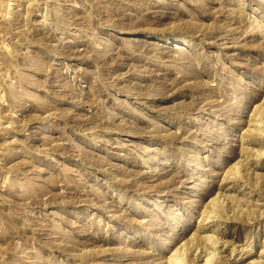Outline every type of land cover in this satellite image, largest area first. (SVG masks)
I'll return each instance as SVG.
<instances>
[{"label":"rangeland","instance_id":"1","mask_svg":"<svg viewBox=\"0 0 264 264\" xmlns=\"http://www.w3.org/2000/svg\"><path fill=\"white\" fill-rule=\"evenodd\" d=\"M258 103L264 0H0V264H264Z\"/></svg>","mask_w":264,"mask_h":264},{"label":"bare ground","instance_id":"2","mask_svg":"<svg viewBox=\"0 0 264 264\" xmlns=\"http://www.w3.org/2000/svg\"><path fill=\"white\" fill-rule=\"evenodd\" d=\"M177 26V25H176ZM172 28V27H171ZM172 47L173 48H182L183 46H182V42H176V43H174V44H172ZM253 116L250 118V120L248 121V124L249 125H251V126H257L258 124V122L260 121V120H263V118H264V112H263V106H262V103H258L255 107H254V109H253ZM261 156V155H260ZM259 163V162H258ZM180 246H178V248H179ZM201 249V248H200ZM199 249V250H200ZM232 249H233V247H232ZM231 249V250H232ZM248 250V249H247ZM176 251H177V248H175L174 250H173V254H171V256L170 257H168L169 259H168V261H169V264H190L192 261H186V262H182L181 263V261H177V258H176V255H175V253H176ZM201 251V250H200ZM200 251H198L197 253H196V257L198 258V256H199V253H200ZM212 252V251H211ZM210 253V252H209ZM201 255V254H200ZM196 260V259H195ZM167 261V262H168ZM221 261V259L217 256V258L213 261V264H218V262H220ZM205 263H208V261H207V259L205 260Z\"/></svg>","mask_w":264,"mask_h":264}]
</instances>
